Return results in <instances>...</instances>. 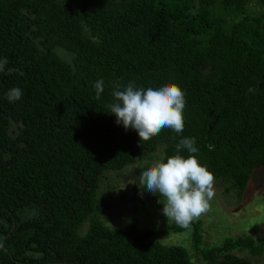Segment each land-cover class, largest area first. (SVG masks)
Masks as SVG:
<instances>
[{"label":"trees","instance_id":"trees-1","mask_svg":"<svg viewBox=\"0 0 264 264\" xmlns=\"http://www.w3.org/2000/svg\"><path fill=\"white\" fill-rule=\"evenodd\" d=\"M4 58L0 264H193L154 230L97 218L107 206L97 194L105 173L157 149L166 162L184 137L195 138L198 162L237 198L264 167V0H0ZM129 82L179 86L183 132L140 141L116 124L112 92ZM14 87L23 95L9 102ZM197 252L205 264H253L255 255L264 264V238L228 236Z\"/></svg>","mask_w":264,"mask_h":264},{"label":"clouds","instance_id":"clouds-1","mask_svg":"<svg viewBox=\"0 0 264 264\" xmlns=\"http://www.w3.org/2000/svg\"><path fill=\"white\" fill-rule=\"evenodd\" d=\"M6 64V58L0 60V71ZM103 84V80H98L93 85L97 98L104 91ZM248 91L254 93L255 89ZM22 95L15 87L6 93L9 102L18 101ZM112 96L114 100L108 107L110 114L116 117V124L137 132L140 141H148L163 129L177 134L183 132L186 100L179 86L165 84L159 88H137L134 82H129L123 87L116 84ZM175 147L176 155L141 171L134 183L138 184L141 194L146 189L164 199L162 215L167 222L188 228L193 220L210 210V201L215 196V177L194 155L199 151L194 137L181 138ZM185 150L189 153L187 157L179 154Z\"/></svg>","mask_w":264,"mask_h":264},{"label":"rangeland","instance_id":"rangeland-1","mask_svg":"<svg viewBox=\"0 0 264 264\" xmlns=\"http://www.w3.org/2000/svg\"><path fill=\"white\" fill-rule=\"evenodd\" d=\"M160 155L157 149L147 159L134 161L119 171L105 173L107 177L101 180L97 194L105 198L107 206L96 213L99 220L112 228H119L130 221L142 230H154L158 233L152 236L153 239L163 245L181 246L193 264H205L197 251L218 244L224 237L250 235L256 242L264 238V167L252 171L239 198L234 191L225 193L223 186L214 182L215 196L210 201V210L192 221L200 231L201 243L198 244L192 243V223L188 228L173 231L179 225L167 222L162 215L164 199L146 189L141 194L138 184L134 183L141 171L161 162ZM87 225L86 220L80 231ZM237 254L247 255L246 251ZM249 258L253 264H261L259 255Z\"/></svg>","mask_w":264,"mask_h":264}]
</instances>
